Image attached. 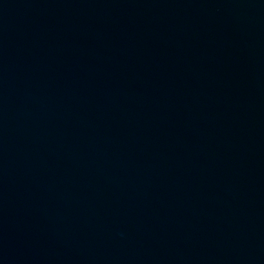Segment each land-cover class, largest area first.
<instances>
[{"label": "water", "instance_id": "water-1", "mask_svg": "<svg viewBox=\"0 0 264 264\" xmlns=\"http://www.w3.org/2000/svg\"><path fill=\"white\" fill-rule=\"evenodd\" d=\"M0 264H264V0H0Z\"/></svg>", "mask_w": 264, "mask_h": 264}]
</instances>
